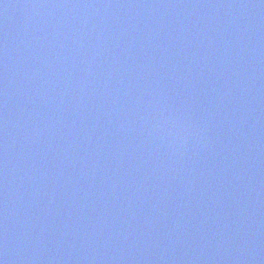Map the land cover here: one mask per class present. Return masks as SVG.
I'll list each match as a JSON object with an SVG mask.
<instances>
[{
  "label": "water",
  "instance_id": "water-1",
  "mask_svg": "<svg viewBox=\"0 0 264 264\" xmlns=\"http://www.w3.org/2000/svg\"><path fill=\"white\" fill-rule=\"evenodd\" d=\"M4 264H264V0H0Z\"/></svg>",
  "mask_w": 264,
  "mask_h": 264
},
{
  "label": "snow or ice",
  "instance_id": "snow-or-ice-1",
  "mask_svg": "<svg viewBox=\"0 0 264 264\" xmlns=\"http://www.w3.org/2000/svg\"><path fill=\"white\" fill-rule=\"evenodd\" d=\"M0 264H4L3 260H0Z\"/></svg>",
  "mask_w": 264,
  "mask_h": 264
}]
</instances>
